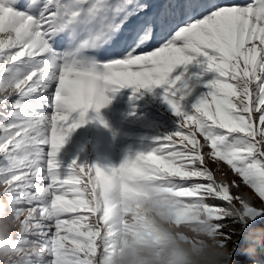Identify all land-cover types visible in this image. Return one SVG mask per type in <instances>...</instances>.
Segmentation results:
<instances>
[{
	"label": "snow or ice",
	"instance_id": "6c2138e0",
	"mask_svg": "<svg viewBox=\"0 0 264 264\" xmlns=\"http://www.w3.org/2000/svg\"><path fill=\"white\" fill-rule=\"evenodd\" d=\"M129 88L160 89L176 131L119 167L62 170L89 111ZM224 165L255 195L233 194ZM152 192L202 203L230 264H264V0H0V199L27 228L16 239L42 246V264H98L150 234Z\"/></svg>",
	"mask_w": 264,
	"mask_h": 264
},
{
	"label": "clouds",
	"instance_id": "9594fccd",
	"mask_svg": "<svg viewBox=\"0 0 264 264\" xmlns=\"http://www.w3.org/2000/svg\"><path fill=\"white\" fill-rule=\"evenodd\" d=\"M15 206L13 200L0 199V264H42L46 258L42 246L16 239L27 228L15 215ZM178 212L187 214L180 218ZM139 214L150 234L129 237L98 264H230L232 251L202 203L186 206L170 192H152L141 200ZM259 246L257 239L254 247Z\"/></svg>",
	"mask_w": 264,
	"mask_h": 264
},
{
	"label": "rangeland",
	"instance_id": "374dc122",
	"mask_svg": "<svg viewBox=\"0 0 264 264\" xmlns=\"http://www.w3.org/2000/svg\"><path fill=\"white\" fill-rule=\"evenodd\" d=\"M235 2L246 4L249 0H235ZM251 2L254 3L255 0ZM200 91L202 89H198L190 98L192 103L195 102ZM130 97H132V89H121L109 94L111 103L101 108L99 113L89 111L87 116L89 122L70 135L58 155L62 170H66L74 159L81 165L87 163L89 166L95 165L101 168L119 167L126 157H132L142 151L143 146L151 143L154 138L176 131L177 117L160 98V89L151 93L142 91L137 93L135 98L130 99ZM188 128H194V124H189ZM187 130L186 128L185 132ZM196 138L201 143L204 142L199 132L196 133ZM173 139L179 149L183 150L185 145L191 147L187 140L181 142L180 137ZM209 166L215 169L214 164ZM223 172L226 173L227 181L235 179L241 185L238 190H232L233 194L255 195L251 189L242 184L239 177L235 176L227 165H224Z\"/></svg>",
	"mask_w": 264,
	"mask_h": 264
}]
</instances>
